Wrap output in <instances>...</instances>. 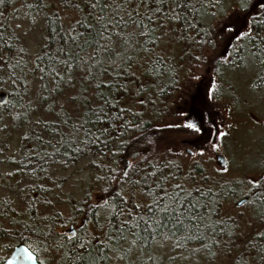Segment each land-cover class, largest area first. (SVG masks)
I'll return each mask as SVG.
<instances>
[{
	"label": "snow or ice",
	"instance_id": "1",
	"mask_svg": "<svg viewBox=\"0 0 264 264\" xmlns=\"http://www.w3.org/2000/svg\"><path fill=\"white\" fill-rule=\"evenodd\" d=\"M3 4L5 0H0V5ZM27 7L57 21H62L59 13L69 7L79 15L73 17L67 28L62 24L59 29L52 28L45 23L49 32L47 43L41 45V52L32 60L31 67L25 59V41L17 37V47L3 40V33H0V84H7L19 96L15 91L17 87L26 93L29 91V74L39 73L40 81L50 78L53 87L42 85L47 95L40 96L39 102H51L49 115L52 112L56 115L52 123L45 120L44 124L52 128L58 139L55 144L52 139L48 140L52 151L45 153V163L59 165L67 171L70 161L75 163L88 154H98L99 159H91L89 164L99 169L92 179L105 195L93 200L92 192L81 187L85 177L72 181L73 176L83 172L81 165L79 169L68 171L65 183L69 191L83 192L79 203L72 206V212L82 215L83 219L77 222L72 212L65 216L64 211L42 214L31 201L25 202L19 212L12 209L16 215H11L6 203L0 205V217L9 219L16 234L31 239L37 248L60 253L65 264H104L110 258L109 253L119 252L125 243L128 244L124 250L127 252L138 245H148L149 241L163 247L162 241L176 237L182 229L186 238H193L188 235L191 228L211 227L218 249L223 251V247H230L239 225L231 216L212 218L219 216L224 201L235 191L231 182L213 183V175L197 172V161L183 171L176 160L156 154L153 141L143 132L141 112L118 106L111 94L128 91L127 85L135 77L138 65L145 64L149 65L145 71L152 76L158 77L165 70L171 72V84L175 86L179 83V68L185 57L194 67L203 59L214 61L220 83L213 80L207 88L206 107L211 108L222 99L226 83L233 93L236 91L233 82L239 83L241 78L264 84V11L253 15L250 11L252 0H31ZM260 7L264 9V4ZM32 22L38 23L35 17ZM221 34L234 38L231 51H219ZM176 46L182 47V53L176 51ZM191 79L199 80L200 77L193 73ZM80 80L86 85L85 93L91 89L88 95L80 92ZM156 87L164 91L162 86ZM56 94L65 97L59 109ZM144 95V86L140 85L129 96L128 103L143 105ZM8 103L0 97V108ZM33 103L30 99L29 105ZM150 103L155 106L156 101ZM231 103L234 107L264 106V91L245 89L239 96L233 95ZM61 111L65 112L64 117L60 116ZM126 113L131 118H126ZM168 126L184 127L195 133L201 131L191 121ZM133 131L139 132V136L133 135L126 140V134ZM141 140L145 146L136 147ZM208 147L217 151L220 145L210 142ZM123 152L127 153V158L122 164L113 166L115 158ZM168 153L175 155L172 148H168ZM185 153L202 157L204 149H185L181 155ZM253 164L252 159L247 161L249 167ZM218 171L229 172V168L222 167ZM238 183L243 185L245 181ZM53 184L63 190V184L55 180ZM247 184L250 185L245 192L248 198L237 200V208L242 209L253 199L264 200V185L259 180L249 179ZM46 191L51 193L52 189ZM140 198L142 201L136 202ZM45 203L51 205L52 200L46 198ZM28 209H33L28 217L17 219ZM69 222L72 227L66 228ZM57 223L60 231H56ZM0 231L12 234L9 229ZM256 237L264 240V231L257 232ZM261 258L264 259V255ZM241 259L246 260L243 254ZM4 264H11V261L5 260ZM232 264H235V257H232Z\"/></svg>",
	"mask_w": 264,
	"mask_h": 264
},
{
	"label": "rangeland",
	"instance_id": "2",
	"mask_svg": "<svg viewBox=\"0 0 264 264\" xmlns=\"http://www.w3.org/2000/svg\"><path fill=\"white\" fill-rule=\"evenodd\" d=\"M30 2L31 0H16L12 5L11 13L7 16V23L5 24L6 29L8 28L11 30L17 47H19L17 37H21L25 41L27 47V56L25 59L29 62L36 57L41 48L44 24V21L41 20L40 17L36 18L38 16H33L38 21V23L33 24V17L27 7V4ZM59 14L66 27H68L69 22L74 16L77 17V14L71 9L61 11ZM218 39L220 40L219 51L224 52L226 42H228L230 38L221 34ZM211 62V60L203 59L202 62L195 67L192 62L189 64L188 67L192 69L191 74H189V77L183 78V83L186 85L175 98L174 93L171 94V97L175 101L174 109L173 111H168L170 114L168 113L169 115L167 114L163 121L167 130L170 128L168 125H183L189 120L196 123L201 128V131L195 133L191 129L174 127L176 130L171 132L174 133V135L169 140L170 144L166 149H173V152L176 154V156L173 155V157L179 159L183 171H187L189 167L193 166V162L197 161L198 166L202 168L201 172L204 171L205 174L214 175V173L220 172L223 174V177L227 179L240 178L246 181L249 179L259 180L260 183L264 185V106L247 104L234 107L232 105L231 97L233 95L239 96L241 91L245 89L250 92L256 91L251 87L252 80L241 78L239 83L233 82L236 88L234 93L228 88V84L226 83L222 91V99L211 108L206 107L204 99L205 92L207 88L211 86L213 80H216L217 83L219 81V78L218 80L214 78ZM193 73L198 75L200 79H191ZM34 87L35 85L33 88ZM4 91L7 92L6 88ZM191 108L201 112L200 121L196 119L195 115H190L189 111ZM229 108L232 109L231 112L228 111ZM137 110L140 111L139 109ZM36 119L37 118H35V120ZM229 124L234 127L233 130L228 128ZM10 126V124L3 121L0 124V138H2L0 152L3 153H0L2 162L0 166V176L5 181H10V179H12L9 173L13 172V170L8 167L7 159L16 156L20 142H22L23 138L28 133V129L25 126L18 130L9 129L6 131L3 129L5 127L8 129ZM219 133H225L226 135L221 137ZM6 134L8 136H6ZM188 142L192 143L188 145ZM210 142L218 143L220 145L219 149L217 151L211 150L208 147ZM199 148L204 149V155L202 157H191L186 153L181 155L185 149H192L195 151ZM218 154L224 157V166H221L219 162L215 161V156ZM249 159L254 161L251 167L247 165ZM242 161L243 164L241 163ZM81 165L84 166L83 172H80L79 176H73L71 179L72 181H76L79 177H85L81 187L92 192V199L94 200L95 190L92 188V177L86 170L87 161H80L74 168L68 171L79 169ZM222 167H228L229 172L218 171V169ZM68 171L52 173L51 180L57 182L62 179L65 180ZM63 185L62 191L57 189L53 183L49 185L52 192L50 195L47 194L42 198L44 206H40V213L54 214L58 211H64L65 216H67L71 211L66 201L70 200V205H73L74 202L79 203L83 192L79 190L75 192L69 191V185L65 183V181ZM22 187L23 186H20V188ZM244 190L247 191V188ZM8 198L10 200H17L14 206L19 210L21 199L18 201V197L15 193L10 194L8 190L1 188L0 201ZM46 198L52 200L51 205L45 203ZM142 199L143 198H140L136 202H141ZM237 200H240V198L226 201L223 203L220 211L224 219L231 216L239 225L235 236L232 238L230 247L222 246L223 251L219 250L216 246L213 249L215 255L213 254L208 258L203 253L188 256L185 255V252L172 251L170 245L162 243L163 247H160L155 243L150 253L142 257V262L137 261L135 255L130 254L126 262L114 260L112 264H154L152 261L153 258L156 260L155 264H232V257H235V264L243 262L241 261V254L245 257L247 251L249 252V250H251L250 243L255 241L256 233L264 229V217H259L258 215V213L261 214L263 210L257 211L254 206L245 204L242 209L237 208L235 206ZM79 220H81V218L76 221L78 222ZM66 228L71 227L67 226ZM6 243L5 240L0 241V245L3 247ZM3 247L0 248V258H5L7 254ZM149 256L152 257L151 260L147 258ZM40 258L45 264H61L60 255L56 253H48Z\"/></svg>",
	"mask_w": 264,
	"mask_h": 264
},
{
	"label": "trees",
	"instance_id": "3",
	"mask_svg": "<svg viewBox=\"0 0 264 264\" xmlns=\"http://www.w3.org/2000/svg\"><path fill=\"white\" fill-rule=\"evenodd\" d=\"M15 1L16 0H5V4L0 5V14H2L0 15V33H3V40L14 45H16V41L13 37L11 30L8 28L6 29L5 24L7 23V16L11 13V8ZM262 4H264V0H252V7L250 8V11L252 12L253 15H255L257 12L264 11V9H261L260 7ZM70 9L74 11V13H76L74 8L69 7L68 10ZM29 12L30 14L32 13L31 14L32 17L38 16L36 18L40 17V19L44 21L42 44L47 43L46 38L49 35L48 29L45 28V23H48L49 26L52 28L59 29L61 24L63 25L64 28H67L63 20L57 21L51 16L45 17L44 13H39L36 10H30ZM76 14H77L76 16L78 17L79 14L78 13ZM233 42H234V38H230L229 41L226 42L225 49L227 51L232 50ZM90 51L91 50L89 49V52ZM176 51L182 53V47L176 46ZM40 52H41V48L38 53ZM82 55L84 54L82 53ZM31 62L28 61L29 67H31ZM190 63L191 61L187 57H185L181 61L182 66H180L179 68L180 70L179 83L175 86L171 84V80H170V77L172 75L171 72L165 70L162 75L156 77V76H152L150 72L145 71V68H148L149 65L145 64L143 67H140L138 65V70L136 71L135 77H132L127 85L128 91H125L122 94L116 92H113L111 94L113 97H115L114 102L118 101V106L132 107L133 111H138L137 109L140 110L139 112H141V115L143 117V132L146 134L148 138H150L153 141V147L155 148L156 154L167 155L169 159L176 160L178 164H180L179 159L174 158L172 154L168 153V149H166V147L169 146L170 144L169 140L174 135V133L171 132L175 131L176 129H174V127H170L167 130V128L163 124V121L165 116L169 113L168 111H173L174 109L175 101L171 97V94L174 93V98H175V96H177L184 89L186 85L183 83V78L189 77V74H191L192 69L188 67ZM211 68L213 70L214 78L218 80V77L216 76L214 71V61L211 62ZM77 75L80 76L82 74L77 73ZM38 77H39V73H37L35 76L29 74L28 76V80L30 81L29 91L26 93L22 88L17 87L15 91L20 93L19 96H16L14 94L13 88L9 87L7 84H0V92H5L4 90L6 88L8 93L7 92L5 93H7L8 95L7 101L9 102L8 105H6L4 108H0V117L3 116V118L0 119V124L3 121L11 125L10 128L7 129V127H5L3 129L6 131H8L9 129L18 130L24 126L28 129L27 131L28 138L24 137L22 142H20V146L16 156L14 158L7 159L8 167L13 170V172L10 175L12 179H10V181H5L0 176V189L3 188L5 190H8L10 194L15 193L18 197L17 198L18 201L21 199L19 210H17L16 207L14 206V203H16L17 200L16 201L10 200L8 198L0 201V205L6 203L7 209L11 213V215H16V212L21 211V209L24 207L25 202L27 201L33 202L37 206L40 212V206H44V202L42 201V198L45 197V195L47 194L50 195V193L46 190L49 188V185L53 183V181L51 180L52 173L65 172V170H63L62 167L59 165L45 163V153L52 151L51 146L48 145V140L52 139L53 143L55 144L56 140L58 139V135L52 131V128L46 127L44 124L45 120H48L49 123H52V118L56 115L55 112H52L51 115H49V112L52 109L51 102L50 101L47 103L39 102L40 96L47 95L46 92H43L42 85L47 84L48 88L51 89L53 87V84L50 82V78L46 79L45 81H40ZM218 83H220V80L218 81ZM34 85L35 87L33 88ZM140 85H143L145 89V95H144L145 103L143 105L139 104L138 102L129 104L128 103L129 96L133 95L135 89ZM156 85L162 86L164 88V91L163 92L159 91ZM78 87L80 89V92L84 93V95H88L91 92V89H89V92L87 93L84 92V88L86 87V85H84L83 80L79 81ZM251 87L253 90L259 89L264 91V84H260L259 81L252 82ZM30 99L34 101V103L31 106L29 105ZM55 99L59 101V104H57L56 106L57 109H59V105L65 103V97L56 94ZM82 99L83 96L81 97V100ZM151 100L156 101L155 106H153L150 103ZM97 102H99L98 98H97ZM38 105H39V110H36ZM60 116L64 117L65 112L61 111ZM125 117L131 118L128 116L127 113L125 114ZM35 118L37 119L35 120ZM38 120L40 121V123H37ZM7 134L6 136H8ZM139 134H140L139 132L133 131L130 134H126L125 139L126 140L131 139L133 135L139 136ZM38 136L42 137V139H37ZM1 140L2 138H0V143ZM142 146H145L143 140L140 141V144L136 145V147H142ZM61 151H63V149H61ZM151 151L152 148L150 147L149 152ZM144 154L148 155V152H145ZM174 156H176V154ZM126 158H127V153L126 152L121 153L120 156H117L115 158V163L113 164V166H116L117 163L122 164L124 162V159ZM91 159H99L98 154H88L82 158H78L75 163H72L70 161L69 162L70 169L74 168L80 161L86 160L87 161L86 170L90 173L91 177L93 178L94 175L99 172V169H97L95 165L89 164V160ZM108 159H112V158L109 157ZM1 165L2 162L0 159V166ZM45 169L47 171H45ZM201 169H202L201 166H198L197 172H201ZM203 173L205 172L203 171ZM213 176H214L213 183L223 184L225 182H231L230 186L235 189V191L230 195L229 199H227L226 201L236 198H240V199L248 198L245 197L246 191L244 189L250 187V185L247 184L246 180H244L245 183L243 185H240L238 181L243 179L240 178L227 179L226 177H223V174H221L220 172L214 173ZM64 181L65 180L62 179L59 180V182L57 181L55 182L63 184ZM41 184L44 185V188L40 187ZM20 186L23 187L20 188ZM92 188L93 190H95L94 200H97L99 199V197L105 195L103 192L98 190L99 186L96 185L93 179H92ZM226 201H224V203ZM67 202L69 204L70 211L72 212L73 205H70V200L66 201V203ZM248 205L254 206L257 211L263 210L262 213H264V200L253 199V202ZM12 209H15L16 212H12ZM32 211L33 209H28L27 212L23 214V216L17 217V219H23L28 217ZM72 215L73 217H75V220L79 218L83 219L82 215L77 214L75 212H72ZM258 215L259 217H264L259 213ZM221 218L223 217L221 216L220 213L218 217H213L212 219H221ZM53 219H55V216H53ZM42 223H46V222H42ZM205 223H207V221H205ZM67 226L72 227V223L69 222L66 225V227ZM0 229H9V231L12 233L9 234V232L0 231V241L5 240V242H7L3 247V249L7 253L6 257L10 255L13 247H15L18 244H23L27 246L35 254L37 262L39 264L40 262H43V264H45V262L41 260L40 257L45 256L48 253H55V252H49L44 247L37 248V246L34 243H32L31 239L21 238L18 234H16V230L12 228L9 219H4L0 217ZM57 230L58 231L61 230L59 223H57L56 225V231ZM261 231H264V229ZM188 235H192L193 238L191 239L186 238V233L182 229L177 232L176 237L166 241H162L161 243L170 245L172 251L173 250L176 252L180 251L182 253L185 252V255L188 256H194L196 254L203 253L208 258L214 254L213 249L217 245H215L213 242L211 227H208L207 229H199V230L197 228H191L190 233H188ZM27 236L28 233L25 231V237ZM250 244L255 245V247L252 248L250 245L251 250H249V252L247 251V254H245L246 260L241 259V261L243 262L239 264H264V259L261 258L262 255H264V240H260L255 236V241ZM153 245H155V242L149 241L148 245L141 244L138 245L136 248H134L131 252H127L124 251L125 249L128 248V244L125 243L123 245L122 250H120L119 252H110L109 253L110 258L105 260L104 264H112V261L114 260L126 262L130 254L135 255L137 261H141L143 259L142 257L150 253ZM63 251L65 250L61 249V252ZM257 253L260 254L258 255ZM56 254L60 255V253H56ZM5 258H0V262H3ZM60 261L61 264H65V261L61 259V256H60ZM152 261L155 264L156 260H154V258L152 259Z\"/></svg>",
	"mask_w": 264,
	"mask_h": 264
},
{
	"label": "water",
	"instance_id": "4",
	"mask_svg": "<svg viewBox=\"0 0 264 264\" xmlns=\"http://www.w3.org/2000/svg\"><path fill=\"white\" fill-rule=\"evenodd\" d=\"M0 97H2L4 100L8 99V95L5 92H0ZM216 160L220 163L221 166H224L225 159L223 156H216ZM5 260H10L11 264H39L37 262L35 254L23 244H18L13 247L10 255ZM4 261L0 262V264H4Z\"/></svg>",
	"mask_w": 264,
	"mask_h": 264
},
{
	"label": "flooded vegetation",
	"instance_id": "5",
	"mask_svg": "<svg viewBox=\"0 0 264 264\" xmlns=\"http://www.w3.org/2000/svg\"><path fill=\"white\" fill-rule=\"evenodd\" d=\"M25 3V2H24ZM174 105H175V102H174ZM190 115H195L196 116V119L198 120V121H200V118H201V112H198V110H195L194 108H191L190 109ZM198 112V113H197ZM189 121V120H188ZM198 123H200V122H198ZM201 124V123H200ZM229 127L228 128H230L231 130H233L234 129V127L231 125V124H229L228 125ZM192 142H188L187 144L189 145V144H191ZM219 155V154H218ZM218 155H216V156H218ZM216 156H215V161L216 162H218L217 160H216Z\"/></svg>",
	"mask_w": 264,
	"mask_h": 264
},
{
	"label": "bare ground",
	"instance_id": "6",
	"mask_svg": "<svg viewBox=\"0 0 264 264\" xmlns=\"http://www.w3.org/2000/svg\"><path fill=\"white\" fill-rule=\"evenodd\" d=\"M32 14V13H31Z\"/></svg>",
	"mask_w": 264,
	"mask_h": 264
}]
</instances>
